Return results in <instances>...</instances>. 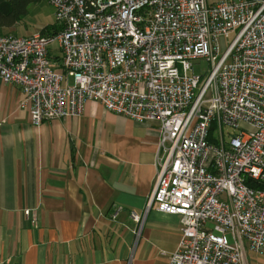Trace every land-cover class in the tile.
Returning <instances> with one entry per match:
<instances>
[{"label": "built area", "instance_id": "1", "mask_svg": "<svg viewBox=\"0 0 264 264\" xmlns=\"http://www.w3.org/2000/svg\"><path fill=\"white\" fill-rule=\"evenodd\" d=\"M44 1L56 34L0 35V80L31 124L97 102L154 125L146 212L179 218L168 264H264V0Z\"/></svg>", "mask_w": 264, "mask_h": 264}, {"label": "crops", "instance_id": "2", "mask_svg": "<svg viewBox=\"0 0 264 264\" xmlns=\"http://www.w3.org/2000/svg\"><path fill=\"white\" fill-rule=\"evenodd\" d=\"M22 101L0 80V264H168L179 218L146 212L156 127L97 102L34 126Z\"/></svg>", "mask_w": 264, "mask_h": 264}, {"label": "rangeland", "instance_id": "3", "mask_svg": "<svg viewBox=\"0 0 264 264\" xmlns=\"http://www.w3.org/2000/svg\"><path fill=\"white\" fill-rule=\"evenodd\" d=\"M209 3L221 2L223 0H207ZM237 1V0H230ZM54 24L53 8L46 2L32 4L29 7L28 14L24 18L23 23L8 32L18 37H29L34 34H40L45 28ZM192 71L195 76H203L208 72L209 66L205 60H195L191 62ZM190 75V74H189ZM72 84V79H69Z\"/></svg>", "mask_w": 264, "mask_h": 264}, {"label": "trees", "instance_id": "4", "mask_svg": "<svg viewBox=\"0 0 264 264\" xmlns=\"http://www.w3.org/2000/svg\"><path fill=\"white\" fill-rule=\"evenodd\" d=\"M44 0H0V35L9 34L15 27L23 23L32 4L43 2ZM58 32V27L53 24L45 27L40 34L51 36ZM254 188L263 189L264 184L253 185Z\"/></svg>", "mask_w": 264, "mask_h": 264}]
</instances>
